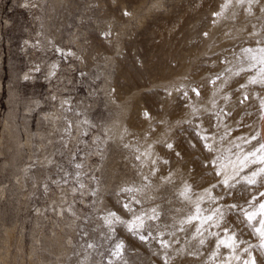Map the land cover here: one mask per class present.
Returning <instances> with one entry per match:
<instances>
[{
  "label": "rangeland",
  "instance_id": "rangeland-1",
  "mask_svg": "<svg viewBox=\"0 0 264 264\" xmlns=\"http://www.w3.org/2000/svg\"><path fill=\"white\" fill-rule=\"evenodd\" d=\"M224 2L0 0V150L7 120L17 135L12 141L22 142L16 170L0 151V189L5 188L0 236L6 227L14 230L13 251L22 241L25 251L35 247L36 256L48 264H165V259L168 264H213L220 230L206 220L199 225V217L188 221L197 204L181 195L188 183L193 195L211 190L199 201L204 217L219 206L228 227L247 241L238 250L241 259L246 258L242 249L251 244L257 263L264 261L258 237L227 212L228 205L264 192V184H238L225 195L213 165L217 157L224 161L231 135L242 133L243 149L255 146L251 137L264 84L248 85L258 94L248 100L241 80L258 65L231 76L226 103L186 114L194 94L224 77L223 65L238 56L248 59L245 49L264 48V0H243L237 16L222 21L217 34L237 20L246 23L245 32L222 47H209L211 26ZM256 24L262 32L252 31ZM179 76L187 85L169 91L166 84ZM232 100L240 103L238 109L228 108ZM120 118L131 141L155 138L168 119L171 130L156 142L157 158L145 162L134 143L108 137ZM141 188L152 194L145 197L148 191ZM129 204L132 212L125 207ZM152 206L158 219L151 218ZM109 213L126 223L109 225ZM133 213L145 217L141 234L147 242L128 231ZM59 233L66 243L62 248L54 239ZM161 240L170 244L166 253ZM115 243L124 246L120 258L110 255ZM221 253L228 258L221 248L214 264H223Z\"/></svg>",
  "mask_w": 264,
  "mask_h": 264
},
{
  "label": "bare ground",
  "instance_id": "bare-ground-1",
  "mask_svg": "<svg viewBox=\"0 0 264 264\" xmlns=\"http://www.w3.org/2000/svg\"><path fill=\"white\" fill-rule=\"evenodd\" d=\"M241 3L237 2V0H225L224 4L222 5V8L219 12V15L216 16L215 22L212 24L211 28L213 31V36L209 41V47H222L228 40L237 38L238 36L242 35L245 32L246 29V23L242 20H237L235 25L230 27L229 31L223 32L221 34H217L219 31V25L221 24L222 21L229 19L231 17H236L237 16V11L238 7ZM227 5V7H225ZM248 5V4H247ZM249 5L246 6L248 9ZM252 31L259 33L262 32V26L261 24H256L252 25ZM255 50L253 49V55L256 54ZM261 65H258V69L252 72H248L247 74L244 75L243 79L241 80V85L244 86L243 92L247 99H250V96L252 98L257 97V92L255 90V87H251L252 92H250V87H247L248 85L254 84L250 83V80H260L261 78V73L259 72V68ZM245 68H250L249 66V60L248 59H243L241 56L233 58L230 62L226 63L222 67V72L224 73V77L221 79L217 80L214 82L213 85L209 87V89L200 95L194 94L191 100L189 101V106L187 108V113H193V112H201V113H206L208 111L213 110L219 103H226L228 101V98L230 96V92L225 88L227 83L229 82L231 76L239 73L241 70ZM203 78H206V75H203ZM187 83L183 80L181 76H179L177 79L173 81H169L166 84V87L169 91H177L181 87L186 86ZM200 91V90H199ZM264 100V97H259L258 101L261 102ZM245 102V101H244ZM240 106V103H237L236 101L232 100L230 104H228L229 109H238ZM264 115V108H261L260 111V117H259V122L258 126L256 128V131L254 135L257 133L259 135H256L255 139V146L252 149H243L242 142H243V136L242 133H237L235 135H231L228 140L226 141L223 149L226 151V157H231L232 161L236 160V155L237 154H246L256 148L259 147L260 144H264V141L262 139V133H261V122L262 118ZM165 121V128L153 139H149L147 137H142L139 140L131 141L130 139H126L125 135V124L124 120L122 118L118 119V121L113 125V129L108 132V137L113 138L115 140H119L120 138H124L125 143H134L135 144V150H137L138 154H143L142 158L145 162H149L151 159L157 158L159 156L156 142L159 140L164 139L168 132L171 130V123H169L168 119L163 120ZM232 126L230 127V130L232 129ZM253 135V136H254ZM16 133L15 131L12 130V128L9 125V120H7L4 124V131L2 134L1 138V153L6 154L7 158L5 160V164L9 165V167H16L17 168V159L20 155V145L22 142L20 141H12V139L16 138ZM14 150L10 152L12 149ZM259 156L260 153H257ZM226 163V160L221 164ZM260 165L258 164L257 167ZM28 166L24 168V173L28 170ZM257 167H252L249 169V172ZM8 168V169H11ZM15 168V170H16ZM217 168V167H216ZM18 169V168H17ZM20 169V168H19ZM217 170H220L217 168ZM10 172H15L14 170H9ZM21 171V170H20ZM23 171V170H22ZM18 172V171H17ZM20 173V172H19ZM19 173L17 175H19ZM12 174V173H11ZM14 174V173H13ZM22 174V173H21ZM27 174V172L25 173ZM24 174V175H25ZM229 174H231V168H229ZM243 175V173H241ZM220 178L223 179V177L220 175ZM158 185V184H157ZM185 185H187L191 191V185L188 183L184 184V191H185ZM142 190H147L148 192L145 194V197L149 196L152 194V191L147 189V188H141ZM190 191L187 193V196L192 200V201H201L207 197H210L211 190L210 189H203L201 191H198L196 194L190 193ZM5 192V188L2 187L0 189V194H3ZM208 192L210 193L209 196H206L205 193ZM156 207V206H152ZM68 209L73 210L72 206H67ZM59 214L64 213V208L60 204L59 209H58ZM138 216H141L144 220V216L142 213L137 214ZM193 218L199 217L202 218L201 222H199V225H201L205 221V217L203 214L200 213L199 216H196L195 213L192 216ZM110 217L106 216V220L108 221ZM57 241V246L59 248H62L64 243H63V233H59L55 236L54 238ZM15 240V233L12 228H5V235L0 236V264H48L46 258L43 256H36L37 253L35 251V247L30 249L29 251H25L22 241H19L17 244V249L16 251L12 250V246L14 244ZM66 244V243H65ZM256 253V252H255ZM252 256L254 257V254L252 253ZM257 257V256H256ZM258 259V258H255ZM260 262V260H258ZM256 260V264L258 262ZM262 261V260H261Z\"/></svg>",
  "mask_w": 264,
  "mask_h": 264
},
{
  "label": "snow or ice",
  "instance_id": "snow-or-ice-1",
  "mask_svg": "<svg viewBox=\"0 0 264 264\" xmlns=\"http://www.w3.org/2000/svg\"><path fill=\"white\" fill-rule=\"evenodd\" d=\"M237 2L243 3V0H237ZM225 7H227V5H225ZM217 15H219V13ZM244 52L248 56L250 68H255L257 65H261L259 68V72L262 74L260 80L257 81L253 79L249 82L264 84V48L255 50L256 54L254 55L252 54V49H245ZM261 108H264V100L261 101ZM256 135L259 134L257 133ZM256 135L252 136L251 139L255 140ZM205 146L211 150L210 145ZM167 147L171 148L172 145L168 144ZM257 153H260V155L258 156ZM220 159V157H217L213 162V165L220 169L216 172V174L223 177L221 183L224 188L227 189V193H225V195H230L232 190L235 189L238 184L245 186H254L258 183L264 184V144H260L258 148L246 154H237L235 161H232L231 157H225L224 159L226 160V163L220 164ZM256 164H259L260 166L250 172L246 171V169ZM229 168H231V174H229ZM241 173H243V175H241ZM189 191V187L185 185V191L181 193V195L185 196V199L190 201V198L187 196ZM205 195L209 196L210 193L206 192ZM260 196H264V192H259L257 195L250 196L244 203L237 202L230 204L228 205L227 212L233 213L240 224L245 225L251 230L252 235L258 237L260 243L257 247L261 249L260 255L264 256V201L258 199ZM223 198V195L219 198L211 197V202L215 204L218 199ZM125 207L129 212H132L130 204L125 205ZM201 211L202 209L199 207V201H197L195 215L199 216ZM152 213V219L159 218L157 209L154 208ZM225 215V211L217 206L210 210L209 214L205 217V220L210 222L211 227H215L220 230V235L215 236V247L217 251L212 253L213 264L217 254L220 253L221 248L228 250L227 259L223 257L222 253L220 255V259L223 261V264H232V261H237L238 264H256V259L252 256V252L250 251L253 247L251 244H248L247 247L242 249V252L246 254V258L241 259V254L238 250L241 249V245L247 244V241L241 239L235 229L228 227ZM133 216L135 219L132 222L127 223L128 231L133 235H138L141 241L147 242L146 236L141 234V230L144 228L143 218L135 213H133ZM109 217L110 219L107 221L109 225H111L112 222L126 223L124 221H120L119 217H117L115 213H109ZM192 218V216H189L187 219L190 221ZM196 231L199 232L200 229L197 228ZM148 234L151 235L150 232ZM153 239H156V237H153ZM160 243L161 248L166 253L170 244L164 242L163 240H161ZM199 243L203 244L204 240L200 239ZM87 246L88 248L94 247L93 244H88ZM123 248L124 246L122 243H115V247L110 250V255L116 258L122 257ZM109 264H111V261H109ZM165 264H168L167 259H165ZM261 264H264V261H262Z\"/></svg>",
  "mask_w": 264,
  "mask_h": 264
},
{
  "label": "crops",
  "instance_id": "crops-1",
  "mask_svg": "<svg viewBox=\"0 0 264 264\" xmlns=\"http://www.w3.org/2000/svg\"><path fill=\"white\" fill-rule=\"evenodd\" d=\"M261 133H262V139L264 141V115L261 122Z\"/></svg>",
  "mask_w": 264,
  "mask_h": 264
}]
</instances>
